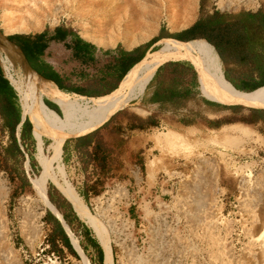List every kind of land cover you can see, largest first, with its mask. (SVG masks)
<instances>
[{
    "label": "rangeland",
    "instance_id": "1",
    "mask_svg": "<svg viewBox=\"0 0 264 264\" xmlns=\"http://www.w3.org/2000/svg\"><path fill=\"white\" fill-rule=\"evenodd\" d=\"M72 1L66 5L63 0H0V31L2 15L9 14L13 26L27 19L31 26L40 24V30L66 24L79 33L84 27L95 37L108 35L105 16L120 10L116 0ZM199 2L195 0L192 7V19L185 21L182 13L167 9L169 13H162L155 28L147 24V30L156 34L160 27L170 32L189 27L198 17ZM217 3L205 0L203 8H264V0H242L230 8ZM92 8L95 13L88 15ZM144 11L150 16L160 12ZM5 76L12 86L13 81ZM245 114L228 117L231 123L248 126V138L233 135L230 143H212L215 130L199 127L191 132L175 131L184 137L182 142L162 141L171 130L139 134L149 145L134 161L136 170L130 164L112 169L106 159L103 167L96 161L91 169L87 166L89 158L79 159V168L63 163V139L68 131L60 129L61 173L53 161L46 132L43 153L49 176L36 161V144L32 152L21 147L24 159L6 158L8 140L0 121V264H90L63 218L61 223L80 256L75 258L66 250L59 255L50 245L52 226L46 215L60 214L47 197L48 187L55 181L67 182L79 196L91 192L89 197H81L108 229L113 264H264V126L249 123L250 113ZM30 152L35 168L29 163ZM151 160L155 163L152 173L148 168ZM58 248H62L60 243Z\"/></svg>",
    "mask_w": 264,
    "mask_h": 264
},
{
    "label": "crops",
    "instance_id": "2",
    "mask_svg": "<svg viewBox=\"0 0 264 264\" xmlns=\"http://www.w3.org/2000/svg\"><path fill=\"white\" fill-rule=\"evenodd\" d=\"M215 10L229 13L240 11L221 10L219 8H215ZM212 11L213 9L209 10L210 13ZM251 11L256 12L258 9ZM261 11L264 13V8ZM193 23L178 32H170L164 28V34L157 41H151L154 37L159 36L162 28L160 27L149 40L132 49L125 48L120 42L112 47L98 46L82 38L77 30L66 24H58L53 27L44 26L42 30L31 34H11L18 36L13 40L8 38L11 35H5L13 46L7 45V43L0 46L4 48L1 53L6 52L14 63H19L24 72L32 74L46 84L54 85L53 87L57 90L84 98H97L121 88L135 74L149 51L156 49L158 52H167L171 48L170 44L161 45L159 48L157 46L159 41L169 39L166 37L167 33H177L179 34L178 37L194 40L190 38V34L184 32ZM1 33L3 32L0 31ZM164 46H170V48L167 49ZM220 66L223 73L221 63ZM197 71L201 72L200 79H198ZM5 75L0 63L1 126L4 119H9L7 117L10 113L9 110L16 106L15 96H17ZM216 85V80L208 75L199 64L187 59L167 60L155 70L140 97L137 108L119 109L105 120L78 131L75 130L81 127L60 103L44 98L58 108L63 119L49 109L44 102L43 104L46 112L58 123L59 130L68 131L65 132V136L63 134V142L70 138L65 149H62L63 163L71 164L76 160L89 157L97 145V148L105 155L110 154V157L105 159L106 162H110L112 169L117 166L128 167L130 164L136 170L137 166L133 164L134 161L137 157L144 155V150L149 145L139 134L142 135L155 129L174 132L186 129L191 132L195 127L213 131L223 126L232 125L233 123L229 121L228 117L245 116V113L252 109L219 100L215 94ZM26 117L30 121L27 115H20L16 137L19 136L20 126ZM234 124L236 123L234 122ZM259 124L264 126L261 122ZM96 128L99 129L90 134H88L89 132L85 133ZM85 135L88 136L85 137ZM76 136H83L84 138L78 141L75 140ZM90 195V191H85L86 197ZM57 220L59 219L57 218ZM61 225L63 226L62 223ZM85 225L89 228L87 224ZM89 238H77L79 246V240H82L83 248L80 246L82 252L89 259L90 264H103L104 255L101 260L98 240L94 238L92 232L89 234ZM69 241L79 257L80 255L70 238ZM63 250L66 249L63 248Z\"/></svg>",
    "mask_w": 264,
    "mask_h": 264
},
{
    "label": "bare ground",
    "instance_id": "3",
    "mask_svg": "<svg viewBox=\"0 0 264 264\" xmlns=\"http://www.w3.org/2000/svg\"><path fill=\"white\" fill-rule=\"evenodd\" d=\"M63 1L66 5H70L73 2L72 0ZM116 1V6L121 7L120 10L113 13H109L112 12L109 11V14L106 12L105 16V25L108 27V35L95 37L91 34L92 30L81 27L80 34L82 38L101 47H112L117 42H120L125 48L132 49L146 42L155 34L153 29L147 30L146 26L148 24L150 27L155 28L153 25L159 23L162 13H169L167 9H171L173 12L175 11L178 15L182 13L185 21H188L192 19L193 13L191 12L195 3V0ZM216 1H218V6L230 8L242 0ZM177 8L179 11H177ZM144 9L149 12L158 10L160 12L156 16H150ZM94 13L95 9L92 8L88 15H93ZM175 13L173 14L174 18ZM1 18L4 35L27 34L32 31H39L41 28L40 24L31 26L30 21L27 19L13 26L11 24L12 18L9 14H3ZM185 25L187 26L188 24L185 23ZM172 29L173 28H170V30ZM164 44L171 45V48L167 52H158L157 50L149 51L146 53L144 60L135 74L121 88L106 96L97 98H84L77 95L66 94L57 90L53 87L54 85L46 84L30 73L25 72L26 76H24L22 68L15 64L6 52L3 54L0 53V63L5 74L13 81L12 87L17 94L18 103L22 111L21 114H23V116L27 115L32 123V135L36 141L37 150L36 161L39 166L45 169L47 175L48 161L43 153L42 141V136L46 132L50 136L48 147L52 153L53 161L56 162L58 170L61 173L62 167L60 164V134L58 123L46 112L43 98L60 103L81 129L89 128L90 125L105 120L119 109L130 110L137 108L140 97L155 70L167 60L187 59L190 60V62L199 64L208 75L216 80L217 88L215 94L219 100L252 109H264V86L253 92L238 91L225 80L220 64L213 57L205 54L192 45L173 39H163L157 43V46L159 48V46ZM247 128L248 126L242 123L223 126L213 131L214 136L211 138V142L214 144L221 141L222 143H224L223 141L229 142V139L232 138L233 135H236L238 139H244L248 136ZM183 138L184 137H181L176 132L169 131L165 134L162 141L166 143L182 142ZM156 140L159 142L161 141L158 139ZM154 165L155 163L153 160L148 164L151 173ZM54 186L68 200L76 215L95 232L96 238L103 250V264H113L108 229L100 222L97 216H94L89 211L82 197L75 193L67 182L61 184L55 181ZM122 190H119V192H122ZM46 202L48 204L47 200ZM50 210L52 211V209ZM55 214L60 222H63L62 216L57 213ZM76 250L79 252V248L76 247Z\"/></svg>",
    "mask_w": 264,
    "mask_h": 264
},
{
    "label": "trees",
    "instance_id": "4",
    "mask_svg": "<svg viewBox=\"0 0 264 264\" xmlns=\"http://www.w3.org/2000/svg\"><path fill=\"white\" fill-rule=\"evenodd\" d=\"M204 2L205 0H200L199 14L196 21L189 29L184 31L190 34V38L194 40L178 37L179 34L177 33H167L166 37L192 45L205 54L213 57L218 63L220 62L223 67L224 78L237 90L253 92L255 89L257 90V88L263 87L264 13L261 11L262 8L260 7L256 12L241 9L237 13L221 12L214 8L210 13L204 10ZM163 31L164 28L162 27L159 36L154 37L151 41H157L164 34ZM17 37V35H11L8 38L13 40ZM197 73L198 79H200L201 72L197 71ZM210 82L212 83V80ZM15 97L16 106L9 110L10 113L7 116L9 119H4L1 126L2 132L6 134L8 140L4 148L5 156L7 159L14 161L18 160L20 157L24 159L25 154H23L21 149L22 146L26 148V151H29L28 148L31 149V152L35 147L32 125L27 117L20 126L19 139L16 137V129L20 123L21 111L18 97ZM43 102L49 109L63 119L57 107L47 100H43ZM249 112V123L258 124L261 122L264 124V109H249ZM99 128L93 129V131L89 130L85 133L89 132L88 134H90ZM86 136L88 135H85V137ZM81 138L84 137L80 136L75 140L79 141ZM68 140H70V138L65 140L62 146L63 150ZM31 152L28 154L29 163L35 168L37 164ZM91 154L92 155L87 158L90 160L92 159L94 162L97 161L103 167L105 157L101 150L97 148V145L95 146L94 152ZM23 181L27 182L25 178ZM81 196L86 198L85 194ZM47 197L50 204L52 206L54 205L55 207H53L60 213L70 231L77 238L83 237L84 239H88L91 230L79 219L70 203L51 184L47 190ZM46 220L52 226V231L49 236L52 248H54L59 255L64 253L63 248H65L70 255L78 258V255L70 244L69 238L65 232L66 230H64L65 228H63L59 220H57L51 212H47ZM81 241L82 240H79L80 246L82 247ZM58 243H60L63 248H58ZM98 249L100 259L102 260L103 252L99 245Z\"/></svg>",
    "mask_w": 264,
    "mask_h": 264
},
{
    "label": "built area",
    "instance_id": "5",
    "mask_svg": "<svg viewBox=\"0 0 264 264\" xmlns=\"http://www.w3.org/2000/svg\"><path fill=\"white\" fill-rule=\"evenodd\" d=\"M259 9V8H258ZM74 165V167H80V162L78 160H76L75 162L71 163ZM88 169H91L93 166H96L95 162L91 159L90 161H88ZM82 176H84V174H82Z\"/></svg>",
    "mask_w": 264,
    "mask_h": 264
},
{
    "label": "water",
    "instance_id": "6",
    "mask_svg": "<svg viewBox=\"0 0 264 264\" xmlns=\"http://www.w3.org/2000/svg\"><path fill=\"white\" fill-rule=\"evenodd\" d=\"M7 43V45H12V44H10L9 43V41L7 40V38H6V36L3 34V33H1L0 34V45H3L4 46V44H6ZM13 46V45H12ZM73 209V208H72ZM74 211V210H73ZM75 212V211H74Z\"/></svg>",
    "mask_w": 264,
    "mask_h": 264
}]
</instances>
